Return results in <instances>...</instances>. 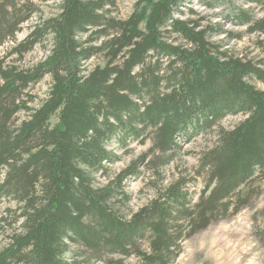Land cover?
<instances>
[{"label": "trees", "instance_id": "trees-1", "mask_svg": "<svg viewBox=\"0 0 264 264\" xmlns=\"http://www.w3.org/2000/svg\"><path fill=\"white\" fill-rule=\"evenodd\" d=\"M199 1L213 9L226 0ZM227 1L225 20L264 36V18L253 9L264 13V0H243L247 8ZM188 2L139 0L123 19L111 11L112 0H61L59 15L17 43L39 9L32 0H0V46L15 43L9 56L23 58L52 42L32 67L0 61V198L15 200L28 216L27 233L10 235L14 243L0 250V264H129L132 257L136 264H176L186 239L261 194L264 90L251 80L264 83V65L215 43L212 36L225 29L204 25L192 9L189 15ZM45 76L52 79L49 95L32 109L29 89ZM20 113L29 115L17 125ZM239 114L248 118L220 128L199 155L194 172L205 187L196 204L191 182L180 176L128 221L118 203L129 200L124 182L138 169L97 182L119 159L113 142L123 149L150 142V153L167 165L182 140Z\"/></svg>", "mask_w": 264, "mask_h": 264}, {"label": "rangeland", "instance_id": "rangeland-1", "mask_svg": "<svg viewBox=\"0 0 264 264\" xmlns=\"http://www.w3.org/2000/svg\"><path fill=\"white\" fill-rule=\"evenodd\" d=\"M32 1L35 2L39 11L34 14L28 22L20 27V31L16 35L17 43L25 40L32 29L41 20L55 17L60 13L61 2L57 3V0ZM112 1L114 2V7L111 8V11L114 15L127 19L134 11L135 5L139 0ZM234 1L238 6H244L245 8L250 7L244 4L243 0ZM226 3H228L227 0L224 4H217V6L212 9L206 8V6L201 4L199 0H190V2L186 4L185 11L190 15L191 12H189V9H192L193 12H196L195 16L197 18L204 19V22H202L204 25H207L208 23L221 24L226 33L212 36V40L215 43H222L224 49H228L235 56L252 59L256 63H262L264 65V36H259L260 34H248L246 33L247 27H240L225 20V16L228 15V4ZM254 8L258 18L264 15V13L260 11V7L254 6L253 9ZM25 33L27 34L24 35ZM229 33L233 34L232 38L228 36ZM22 36L23 38H21ZM260 41L263 42V46L259 44ZM14 46L15 43L12 41H7V43L0 46V61H3L5 65H14L22 69L32 67L45 60L51 49L52 42L51 38L46 39L44 43L36 46L23 58L9 56V53ZM97 62V60H93L89 65L92 66ZM251 82L258 89L264 90V83L256 79L251 80ZM51 84L52 79L50 77L49 79L44 78L40 83L30 87L29 95L33 98L30 103L32 109L38 108L48 97ZM28 115L29 114L27 113H20L16 117L17 125L21 121L27 119ZM236 116L238 115L226 117L218 124V126L202 135L192 138L190 141L184 142L182 140L180 150L172 154L173 160L167 165H164L162 164L163 162L157 160L154 153H150V142L145 144H130L127 149H123L119 147L117 143L113 142L111 146L117 151L116 154L119 159L116 163L107 168L103 176H97V182L102 185L106 184L108 179H115L119 173L130 166H134L138 169L139 175L130 177L124 182V189L129 200L125 201L121 198L118 203V209L124 217L131 214V202L134 199H146L152 194L156 195V189L164 186L166 180L174 181L180 176L186 177L187 180L191 182L189 193L190 199L194 200L195 197L197 195L200 196L203 191L201 190L197 193L195 190L197 185L204 182L202 179L196 178L194 172L196 166H189V161L191 159H198L200 153L209 148V145L213 146L217 140V131L220 128L231 130L242 122H237L234 119ZM56 123L57 118H54L51 124L55 125ZM145 145H150V147L141 151L139 156H137V150L144 149ZM152 161H155V163L151 165L150 163ZM12 202L13 200L0 198V203L11 204ZM4 211L6 215L5 217L0 218V225H2L0 231L11 229L15 223V220L12 218L18 214L20 215L18 208L16 210L5 208ZM11 234L12 233H8L5 238L9 239ZM186 242L190 244L194 250L199 248V251L195 252L192 264H222L223 257L221 261L216 260L218 254L224 253L225 250L231 252L232 249L239 252L241 248L251 247L253 244L257 246L253 251H261V256L258 257V259L260 260V264H264V185H262L261 194L254 198L252 202L239 213L213 223L207 229L189 237L182 244V248ZM2 248H0V250ZM128 263L136 264L137 259L135 257L129 258Z\"/></svg>", "mask_w": 264, "mask_h": 264}, {"label": "clouds", "instance_id": "clouds-1", "mask_svg": "<svg viewBox=\"0 0 264 264\" xmlns=\"http://www.w3.org/2000/svg\"><path fill=\"white\" fill-rule=\"evenodd\" d=\"M60 2L61 0H57V3H60ZM261 18H264V17H261ZM26 34L27 33H25L24 35ZM21 38H23V36ZM262 70H264V68H262ZM49 78L50 76H45V79H49ZM3 83L4 81L0 80V85H3ZM247 118L248 117L243 114L234 117V119L237 122L243 121ZM148 147H150V145H145L144 149L137 150L136 155L139 156L140 152L146 150ZM211 147L213 146L209 145V148ZM189 166H198V159H191L189 161ZM5 179H6L5 175L0 174V184H3ZM171 183L172 181L170 180L165 181L166 186H169ZM217 183H218V180H217ZM204 187H205L204 183L201 182L200 184L197 185L195 190L197 193H199L201 190L204 189ZM215 187H216V183L212 185V188H215ZM211 190L212 189H209V192H208L209 195H211ZM155 199H157V196L155 194L148 196L146 199L144 198H141L139 200L134 199L131 202V214H129L126 217V220L130 221L132 219V215L138 214L144 208L150 207L151 203ZM198 202H199V195L195 197V199L193 200V204H196ZM18 207L22 208V205H18V203L15 200L11 204L0 203V218L5 217L6 215L4 211L5 208H11L12 210H16ZM31 211L32 210L30 209L29 212ZM12 219L15 220L13 227L5 231H0V248L14 243V240L5 238V236L8 233H13L15 235H25L27 233V229L24 226L28 223V216L18 214ZM0 227H2V225H0ZM256 247L257 246L253 244L251 247L241 248L239 252H237L235 249H232L231 252H228L227 250H225L224 253L218 254L216 256V260L221 261L223 257L222 264H260V260L258 259V257L261 256V251H253V249H255ZM196 251H199V248L194 250L193 247L186 242L183 247V251L180 254L179 260L176 262V264H192Z\"/></svg>", "mask_w": 264, "mask_h": 264}]
</instances>
